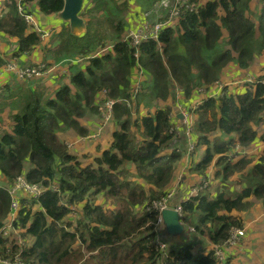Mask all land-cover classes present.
<instances>
[{
	"label": "trees",
	"instance_id": "1",
	"mask_svg": "<svg viewBox=\"0 0 264 264\" xmlns=\"http://www.w3.org/2000/svg\"><path fill=\"white\" fill-rule=\"evenodd\" d=\"M34 1L45 14L59 12L64 6V0L10 3L8 12L0 17V32L18 37L20 53H29L42 42L36 31L29 32L19 10L24 5L31 13L28 4ZM126 1L90 0L83 12L88 20L83 36L72 34L66 26L54 34L47 51L52 63L76 57L88 62L73 72L71 85L61 84L54 96L43 82L29 80L19 86L12 129L0 131V172L12 182L25 176L45 191L20 198L22 209L14 226L22 229V236L32 238L31 244L19 246L0 236L2 254L13 257L21 252L26 264L218 263L212 249L195 253L192 242L176 247L175 239L170 244L165 240V255L156 243L158 212L146 210L170 191L174 172L185 154L186 149L174 145L172 106L135 118L134 105L118 102L113 119L119 130L113 134L112 146L89 165L70 153L57 133L63 127L82 133L78 119L88 110L99 112L103 100L96 103L99 93L106 91L107 96L119 100L131 98L137 63L145 72L138 102L167 101L175 96L176 88L191 98L199 88L219 82L231 62L249 68L264 52V8L254 18L251 0L192 1L198 3L197 8L186 11L175 27H165L158 41H143L134 47L124 40ZM225 31L227 48L223 46ZM109 39L114 51L90 56ZM3 63L0 57V65ZM52 63L44 62L48 66ZM195 113L197 147L205 151L191 171L206 177L219 155L216 163L221 170L216 176L222 179V189L213 196L209 187H204L181 205L185 221L203 236L201 245L206 243L204 236L213 244H223L233 227H244L242 217L233 212L248 210L253 197L264 203V153L255 163L252 158L233 161V156H228L237 145L264 141V133L258 135L255 127L264 122V84L241 93L226 90L221 97H208ZM217 132L222 135L215 137ZM167 149L171 151L165 153ZM27 163L31 165L28 169ZM131 166L144 183L131 178ZM236 172L241 174L240 191L227 183ZM145 184L152 186L146 188ZM99 196L104 203L97 202ZM10 204L8 190L0 186V228L8 219ZM72 206H79L80 212ZM75 212L76 222L70 219ZM159 232L165 234L163 226Z\"/></svg>",
	"mask_w": 264,
	"mask_h": 264
},
{
	"label": "crops",
	"instance_id": "2",
	"mask_svg": "<svg viewBox=\"0 0 264 264\" xmlns=\"http://www.w3.org/2000/svg\"><path fill=\"white\" fill-rule=\"evenodd\" d=\"M16 1L17 3L22 2V0H0V17L5 15L9 10V5L11 2ZM122 2L121 0H118ZM158 0H149V5L146 9L150 8L154 2ZM195 1L198 3L205 4L210 0H189ZM133 1L128 6L127 13L125 16L126 19V30H136L138 29L145 21L146 18L144 13H142L143 7H139ZM90 0H88V4ZM34 5V12H31L35 15L36 19L39 21L38 12L40 8L36 1L28 4ZM251 13L252 16L255 18L259 15L264 8V1L263 0H251ZM139 19L138 22L135 23V12H139ZM144 12V11H143ZM47 17L48 24L46 25V29L53 28L49 34V36L42 38L41 44L35 47V49L29 53H20L19 51V42L18 37L10 36L9 34H5L0 32V57L4 61L3 64L0 65V131L1 130H11L13 121H12V114L18 111V99L19 96L17 92L19 91V86L26 84L29 80L22 79L12 72L6 69V64L12 61H16V63L20 66H28L34 65L38 63H52V60L48 57V50L50 49L51 45H53L52 39L54 34L60 32L64 26L69 28L67 23H62L58 20L57 15L52 14H45L42 13ZM33 31L30 27L29 32ZM126 31V32H127ZM226 38V39H225ZM224 39L228 40V33L227 31L224 32ZM55 44V43H54ZM229 47V46H228ZM75 64L71 61V63H64V64H55L52 63L49 67L52 68V71L49 73V76L45 78V82L43 83L47 87V91L49 93V87H52L53 93L51 95L54 96L56 90L61 86V84H68L71 85V75L74 72V67L70 68V65ZM88 64L86 61L82 63L80 66L85 68ZM264 71V52L258 56L253 64L246 69H242L236 64L235 62H231L221 74L219 82L209 86L206 88V91L203 93H194L191 98H186L183 92L176 88L175 96L169 98L167 101L163 100H155L151 102L145 101V105L143 104L144 101L138 102L136 100L133 115H144L148 112H155L158 107H165V106H172V115L177 114L179 118V107L181 106L184 108H190L194 104H198L202 102L204 99L208 98L210 91L216 90L219 86V83H222L226 90L230 93H241L245 90L243 89V82L242 80L249 75L253 76H260ZM34 87V85H32ZM174 93V92H173ZM50 94V93H49ZM104 97L103 93H99L96 96V103L101 101ZM139 114H138V113ZM138 117V116H137ZM195 121L197 120V114L194 113ZM180 120V118L178 119ZM175 121L177 125H180V121ZM81 127L82 133L77 132V130L73 128L63 127L60 132H58L59 138L64 141L69 148L70 153L79 157V159L83 162L84 165H89L94 162V158L98 157L102 154L103 151L109 149L112 146L113 142V134L115 131L119 130V126L115 122V120L110 121L104 127V129L100 132L98 136L96 132L101 124V116L98 111L92 112L90 110L87 111L85 116L78 119ZM182 122V120H181ZM258 135H262L264 133V122L255 126ZM182 136V143L184 149L187 148V140L185 135L182 132V129L179 131ZM222 134L221 132H217L214 134L216 137H220ZM224 139H228V136H224ZM193 143H198V136L193 133L192 136ZM198 148V147H197ZM201 149H196L192 151L190 154L187 152L183 155L182 159L180 160L177 168L174 172L173 181L170 184V190L175 189L176 194L172 200V205H176L182 201L188 199V195L193 188H197L199 191L201 187L206 183L208 187L214 186V188H221L222 181L219 177L216 176L217 172L221 170V166H219L216 162L219 159V155L215 157L214 161L212 162L211 166L207 171V176H202L197 173L191 171V168L202 158L205 148L200 147ZM172 149V148H171ZM171 149L165 150V153H169ZM264 153V141H258L251 143L248 146H237L235 148V155L232 158L233 161H237L242 157L252 158L253 163L256 162L258 159L256 157L257 154ZM31 165L27 163L26 169H28ZM130 170L132 171L131 177L134 178L135 181L144 183L135 175V167L131 166ZM239 174L238 179L236 182H233L232 179L228 180V182H233L236 184V190H242V184L240 183V172H236ZM235 173V174H236ZM238 181V182H237ZM14 183V181H10L5 175L0 172V186L2 187H9ZM146 188H150L151 184H145ZM211 190V194L215 196L219 191ZM253 201V206L250 207L246 211H234L233 214L239 215L242 217L244 221V227L246 236L245 238L238 244L230 247L226 253L228 260L230 261L229 264H253L254 262H260L259 264H264V203L261 200L256 198H251ZM98 203H104V198L102 196L98 197ZM77 208H80L77 206ZM8 222V219L6 220ZM166 235H162V239L168 241L169 244L172 240H169L165 237ZM202 237L200 234L192 232L190 235L186 237V243L192 242L195 246L194 251L195 253H207L208 249L212 248L213 243H211L207 236H204V243L201 245ZM181 239V238H180ZM176 239V240H180ZM181 246V245H179ZM178 247V245H176ZM207 250H204L205 248Z\"/></svg>",
	"mask_w": 264,
	"mask_h": 264
},
{
	"label": "built area",
	"instance_id": "3",
	"mask_svg": "<svg viewBox=\"0 0 264 264\" xmlns=\"http://www.w3.org/2000/svg\"><path fill=\"white\" fill-rule=\"evenodd\" d=\"M198 6V3L191 2L189 0H158L153 3V5L145 10L144 16L146 21L136 30H129L126 32L124 36V40L129 41L134 47L138 46L143 41L148 40H159V36L162 30L165 27H175L182 15L186 11L195 10ZM19 10L26 19L29 26L36 31L41 38H45L49 36L50 29H42L36 19L35 15L32 13H28L26 11V7L24 5L19 6ZM114 51V44L109 43L105 46L98 48L95 52H93L90 56H100L107 52ZM88 56V57H90ZM135 56H139V52L136 50ZM136 76L133 89L131 91V98L119 100L114 99L106 95V91L103 93L104 98L100 102L98 106L99 114L101 116V124L96 132L95 136H98L100 132L104 129L105 125L113 120L114 117V107L115 105L123 101L129 107H132L135 104L136 97L138 96L139 92L142 89L143 83L145 81V72L142 69L139 63L136 64ZM6 69L16 76L25 79H43L49 76V73L52 71V68L44 63H38L34 65L28 66H20L16 63V61H12L6 64ZM243 82V89H253L258 83L264 84V71L260 76H253L249 75L242 80ZM206 91V87H201L198 89V93H203ZM226 90L222 83H219V86L216 90L210 91L207 97H221L225 94ZM205 100V99H204ZM203 100V101H204ZM202 101V102H203ZM200 102V103H202ZM194 104L190 108H182L179 107V113L182 114V117H179L178 120L177 114H171L172 122H173V130L175 132L174 138V145L178 143L179 137H181V133L179 132L182 129L183 134L187 140V148L185 153L190 154L195 147V143H193V133H194V126H195V118L194 113L195 109L199 106V104ZM180 121V125H177L175 121ZM182 120V122H181ZM239 146V145H237ZM236 146V147H237ZM178 148H183L181 144H177ZM235 147V148H236ZM235 150L233 149L230 153H228L229 157H234ZM53 189L58 190L56 185L51 186ZM208 187V184H204L202 188ZM11 196V204H10V213L8 216V222L6 221L4 226L0 228V236L9 238L12 235H17L22 233V229L17 228L14 226V222L18 219V215L22 209V205L20 202L21 196H39L45 191V187L40 184H32L30 183L25 176H18L14 183L6 188ZM200 189V191H201ZM200 191L197 188H193L189 195L188 199L192 196H197ZM176 191L175 189H171L164 197L160 200H154L151 204L147 205V211H157L158 212V219L156 222V231L158 232L156 243L159 250L163 251L165 255H167V243L162 239V234L160 235V228L163 226L162 221V211L165 208H175L179 211L181 215V219L186 226V230H190L191 232L195 231L194 227H190L184 219L183 208L181 202L172 205V200L175 197ZM73 207V206H72ZM78 212H80V208H75ZM73 215H77L75 212ZM246 236L245 227H233L230 231L229 237L226 242L223 244H213L212 250L214 256L217 260V264H227L228 257L226 251L234 246L238 245ZM14 241L19 246L30 245L32 242V238L30 236H22L20 237L15 236ZM11 249V245L8 246V250ZM0 264H26L24 259L22 258L21 252H17L14 254L13 257L2 254L0 252Z\"/></svg>",
	"mask_w": 264,
	"mask_h": 264
},
{
	"label": "water",
	"instance_id": "4",
	"mask_svg": "<svg viewBox=\"0 0 264 264\" xmlns=\"http://www.w3.org/2000/svg\"><path fill=\"white\" fill-rule=\"evenodd\" d=\"M88 6V0H64L63 9L54 14L62 23L69 25V30L72 34L83 36L87 32L88 20L83 16L84 10ZM31 12H34V5L29 7ZM41 10L38 12L39 25L42 29H46L48 24L47 17L42 14ZM33 14V13H32ZM182 117V114H179ZM163 229L165 235L170 239H180L186 231V226L181 219V215L175 208H165L162 211Z\"/></svg>",
	"mask_w": 264,
	"mask_h": 264
},
{
	"label": "rangeland",
	"instance_id": "5",
	"mask_svg": "<svg viewBox=\"0 0 264 264\" xmlns=\"http://www.w3.org/2000/svg\"><path fill=\"white\" fill-rule=\"evenodd\" d=\"M121 1H123V0H121ZM131 1H133L136 5H139V7H143V9L141 10L142 11V13H144L145 12V10H147L146 8H147V6L149 5L148 3H149V0H127L126 2L128 3V6H129V4L131 3ZM132 2V3H133ZM127 11V10H126ZM125 11V12H126ZM141 11H139V12H135V23L136 22H138V19H139V14L141 13ZM144 11V12H143ZM124 12V13H125ZM127 13V12H126ZM126 13H125V15H126ZM125 17V16H124ZM226 39V38H225ZM224 39V41H223V46H224V48H227L228 47V44H227V41ZM112 40H108L107 41V44H109L110 42H111ZM98 49V48H97ZM71 61L72 62H74L75 64H73V65H70V68H72V67H74V72L78 69V68H80L82 65V63H85L86 62V60H83V59H79L78 57H76L75 58V60L73 59V60H69V61H66V62H63L62 64H64V63H66V64H68V63H71ZM81 65V66H80ZM136 73H137V71H136ZM48 77V76H47ZM46 77V78H47ZM45 78H43V79H31L30 81H35V82H45V80H44ZM144 84V83H143ZM49 89V93L50 94H52L53 93V91H52V87H49L48 88ZM141 91H143V86H142V89H141ZM140 91V92H141ZM139 92V93H140ZM147 102H151V101H147ZM144 105H145V101H144V103H143ZM135 106V105H134ZM138 113V112H137ZM139 114V113H138ZM138 117L140 116V115H137ZM136 116V117H137ZM135 117V116H134ZM113 121H114V119H113ZM182 136L181 137H179V139H178V143L177 144H183L182 143ZM258 141H260V140H258ZM257 141V142H258ZM186 145H187V143H186ZM196 149H198L197 148V144H196V146L194 147V150H196ZM199 149H201V148H199ZM193 150V151H194ZM263 155V153L262 154H257L256 155V157L257 158H259L260 156H262ZM236 157V156H235ZM234 157V158H235ZM241 175V174H240ZM238 177H239V174L238 173H236V174H234L232 177H230V179H232V181L233 182H236V180L238 179ZM133 180H134V178L133 177H131ZM221 179V178H220ZM229 179V180H230ZM135 181V180H134ZM221 181H222V179H221ZM233 182H227L228 184H229V186H231L232 188H234L235 189V191H237L236 190V184H234ZM238 182V181H237ZM222 185V184H221ZM222 187V186H221ZM219 188H214V186H211V188L209 187V191H211V190H214V191H217ZM222 188H220L219 189V191L221 190ZM218 191V192H219ZM217 192V193H218ZM109 207H115V206H113V205H109ZM77 217H78V215H73V214H71V217H70V219H73L74 220V222H76V219H77ZM76 224V223H75ZM195 233H196V231H194ZM192 232L190 231V230H188V228H187V230L185 231V233L182 235V237H181V239L180 240H174V239H170L169 237H167V236H165L166 238H168L169 240H174L175 241V244L176 245H182V244H185L186 243V237H187V235H190ZM20 235L21 234H17V235H12L11 237H9L8 239L9 240H12V239H14L15 238V236H17V237H20ZM163 235V234H162ZM78 246V244L77 245H75L74 247H77ZM208 248L206 247L204 250H207ZM209 250V249H208ZM260 262L258 261V262H254L253 264H259Z\"/></svg>",
	"mask_w": 264,
	"mask_h": 264
},
{
	"label": "bare ground",
	"instance_id": "6",
	"mask_svg": "<svg viewBox=\"0 0 264 264\" xmlns=\"http://www.w3.org/2000/svg\"><path fill=\"white\" fill-rule=\"evenodd\" d=\"M163 31V30H162ZM235 150V149H234Z\"/></svg>",
	"mask_w": 264,
	"mask_h": 264
}]
</instances>
